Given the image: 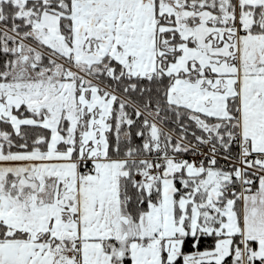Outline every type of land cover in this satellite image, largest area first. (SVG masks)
<instances>
[{"label": "snow or ice", "instance_id": "6c2138e0", "mask_svg": "<svg viewBox=\"0 0 264 264\" xmlns=\"http://www.w3.org/2000/svg\"><path fill=\"white\" fill-rule=\"evenodd\" d=\"M0 264H264V0H0Z\"/></svg>", "mask_w": 264, "mask_h": 264}]
</instances>
